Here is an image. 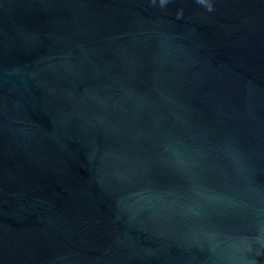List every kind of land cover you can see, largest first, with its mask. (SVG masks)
<instances>
[{"label": "water", "instance_id": "1", "mask_svg": "<svg viewBox=\"0 0 264 264\" xmlns=\"http://www.w3.org/2000/svg\"><path fill=\"white\" fill-rule=\"evenodd\" d=\"M0 264H264V0H0Z\"/></svg>", "mask_w": 264, "mask_h": 264}]
</instances>
